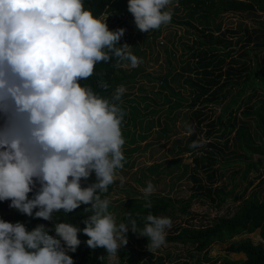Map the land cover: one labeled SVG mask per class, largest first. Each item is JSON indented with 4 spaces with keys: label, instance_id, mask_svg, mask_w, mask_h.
I'll list each match as a JSON object with an SVG mask.
<instances>
[{
    "label": "clouds",
    "instance_id": "1",
    "mask_svg": "<svg viewBox=\"0 0 264 264\" xmlns=\"http://www.w3.org/2000/svg\"><path fill=\"white\" fill-rule=\"evenodd\" d=\"M171 2L128 0L127 10L146 33L170 22L171 11L165 9ZM124 32L110 31L82 0H0V201L46 221L81 205L92 212L82 229L60 222L53 229L38 225L28 231L22 223L0 220V264H74L67 252L81 243L78 232L88 237L90 249L103 248L110 258L127 244L129 230L147 238L148 251L165 243L170 218L148 214L140 230L134 219L131 227L117 226L108 212L110 201L97 194L106 192L115 170L124 167L125 113L80 81L112 57L116 67L121 61L131 68L141 63L129 45L116 47ZM125 91L118 87L112 101ZM192 131L189 127L188 134ZM92 174L95 181L81 187ZM142 191L147 200L155 189L149 182ZM53 230L55 236L49 235Z\"/></svg>",
    "mask_w": 264,
    "mask_h": 264
},
{
    "label": "trees",
    "instance_id": "2",
    "mask_svg": "<svg viewBox=\"0 0 264 264\" xmlns=\"http://www.w3.org/2000/svg\"><path fill=\"white\" fill-rule=\"evenodd\" d=\"M82 2L85 10L90 11L95 18L105 21L110 31L125 29L116 47L128 41L133 31L139 34L133 16L127 10L128 0ZM169 9L170 22L192 30L194 36L191 45L187 46L190 52L189 62L183 64L180 73L174 74L175 81L184 76L183 86L188 87V97L182 98L168 84L170 71L158 78L150 75L145 78L149 82L156 80L160 83V90L152 92V95L169 104L166 111L173 119L179 116L177 109L184 107L179 100L188 109L183 122L186 121L187 133L189 127L193 131L188 134L183 148L178 151L189 154L191 162L185 168L191 170L189 176L196 184V192L179 207L176 203L181 200L157 193L149 195L147 200L137 195L128 197L123 203V213L118 216L116 225L125 223L131 227L129 220L134 219L137 229L140 230L144 227L148 214L170 218L171 228L166 232L165 242L185 248V254L181 256L186 261L181 264H264V195L257 189L245 195L247 187L253 182L247 181L249 173L260 166L264 167V0H172L165 10ZM104 14H111L114 19L103 20ZM225 14L240 18L235 28H223L222 18ZM250 18V23L245 21ZM159 34L160 27L151 30V39L155 40ZM143 37L147 42L148 32ZM164 52L168 55L166 48ZM132 54L136 57L138 55ZM167 62L171 63L169 58ZM116 64L115 57L108 62H98L92 76L80 81L81 86L90 87L94 94L108 99L111 103L113 92L125 79L126 70L123 67L128 62L121 61L119 67ZM101 84L107 87L103 88ZM165 90L168 91L167 94L164 93ZM115 104L124 111L123 119L127 118L126 106L117 101ZM129 107V118L135 121L137 108L131 104ZM2 123L0 118V124ZM121 132L123 139L134 143V138L130 137L128 131L121 129ZM194 143L198 146L192 147ZM178 161L176 159L170 163ZM234 162L241 166L230 174L231 187L226 189L225 186L215 185L222 173L226 172L227 166ZM149 173L143 174V177L154 181L151 176H157L159 171L149 170ZM199 174L205 175L206 182ZM94 181L95 175L92 174L88 180L81 181V187ZM246 181V187L238 193V183ZM113 185H109L106 192L97 193L101 199L109 198ZM38 188L39 184H36L33 192L28 194L29 199ZM195 197L206 198L215 209H220L228 200L237 204H234L230 214L214 217L206 224L195 225L188 220L180 224L173 223L177 212L188 213L190 200ZM149 202L151 207H145ZM10 203L9 200L0 201V220L13 224L22 223L28 231L38 225L53 229L60 222L82 229L85 226L83 221L92 214L91 211H84L85 207L90 206L81 205L69 213L63 210L55 212L53 219L46 221L22 214L10 208ZM37 210L34 209L33 213ZM127 213L131 214L130 217ZM255 231L259 236L257 243H253L246 236ZM49 235L55 236L54 230ZM242 235L245 237H241ZM77 236L81 243L75 252H67L74 264H109L110 257L105 249H90L85 243L88 237L82 232H78ZM126 236L127 244L118 249L114 257L115 264H165L164 256H169V252L162 254L160 248L148 251L147 238L140 237L131 230ZM227 242L229 245L226 256H209L208 250L212 244ZM229 254H241L244 258L232 260L228 257ZM99 256L102 259H97Z\"/></svg>",
    "mask_w": 264,
    "mask_h": 264
},
{
    "label": "rangeland",
    "instance_id": "3",
    "mask_svg": "<svg viewBox=\"0 0 264 264\" xmlns=\"http://www.w3.org/2000/svg\"><path fill=\"white\" fill-rule=\"evenodd\" d=\"M102 18L103 20L112 21L114 16L104 14ZM239 19L237 15L225 14L222 18V26L223 28H235ZM245 21L250 23L252 19H246ZM148 35L149 39L145 42L144 32L139 31L138 34L137 31H133L129 40L124 43L129 45L130 52L138 54L137 58L141 63L135 68L125 65L123 67L126 70L125 79L118 86H123L126 90L121 95L120 100L117 101V103L126 106L127 118L123 119V124L120 127L129 132L130 137L134 138V143L131 144L127 139H124L125 143L122 146V153L125 157L124 167L115 170L113 191L108 198L110 201L108 212L113 215L115 223H117L118 216L120 217L123 213V203L127 198L133 195L144 197L142 190L149 182L152 183L155 189L152 194H162L181 200L176 203L177 207L196 192V184L189 176L191 170L185 168L191 162L189 154L178 151L183 148L188 136L185 130L186 121L183 122V117L187 114L188 109H186L185 103L179 100L184 107L181 106L177 109L179 116L173 119V116L167 114L166 111L169 104L163 103L161 99L152 95V92L160 90V83L156 80L149 82L145 78L147 75L158 78L170 71L171 73L167 78L168 84L174 92H179L182 98L188 97V87L183 86L184 76L177 78L178 81H175L174 74L180 73L183 64L189 62L190 52L187 50V46L191 45L194 36L192 30H187L171 22L160 26V34L155 40L151 39V30L148 31ZM164 48L167 49L168 55L164 52ZM168 58L170 64L167 62ZM115 92L116 90L113 93L115 94ZM164 93L167 94L168 91L165 90ZM175 100L177 101V99ZM111 103H115V101H111ZM130 104L137 108L135 112L137 119L135 121L129 118ZM217 112H219V109ZM254 157L257 158V155ZM176 159L179 160L178 163H170ZM240 166L235 162L228 165L226 172H221V177L218 175V178H220L215 185L225 186L226 189H229L231 187L230 174L232 171L240 169ZM149 170L159 171L157 176H151L154 181L143 177V174L148 175ZM199 176L206 182L204 174H199ZM121 178H123V183H121ZM250 180H253V182L251 186L247 187L245 195L257 189L263 196L264 167L260 166L251 171L247 177V181ZM247 181L238 183L236 189L238 193H241L242 189L246 187ZM206 200L204 197L192 198L188 213L180 214V212H177L173 223L180 224L188 220L189 223L195 225L206 224L214 217L230 214L237 204L232 200H228L220 209H215ZM170 228L165 231L169 232ZM246 236L253 243L259 241L256 231ZM241 237H245V235ZM228 245L229 242L212 244L208 250L209 256L212 258L226 256ZM160 251L162 254L165 251L169 252V256H164L165 264H181L186 261V258L181 256V254H185V248L181 245H168L165 242L160 247ZM228 257L232 260L244 258L241 254H229ZM109 264H115L114 257L109 258Z\"/></svg>",
    "mask_w": 264,
    "mask_h": 264
}]
</instances>
